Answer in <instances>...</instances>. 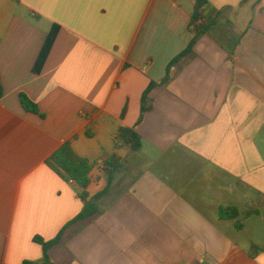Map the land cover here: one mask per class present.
Masks as SVG:
<instances>
[{
    "label": "crops",
    "instance_id": "obj_1",
    "mask_svg": "<svg viewBox=\"0 0 264 264\" xmlns=\"http://www.w3.org/2000/svg\"><path fill=\"white\" fill-rule=\"evenodd\" d=\"M196 1L0 0V264H264L252 250L264 241L219 218L264 211V0H206L215 25L172 64L195 37ZM121 128L141 151H117L99 213L46 263L34 239L54 240L84 208L48 159L71 142L95 164V196Z\"/></svg>",
    "mask_w": 264,
    "mask_h": 264
},
{
    "label": "trees",
    "instance_id": "obj_2",
    "mask_svg": "<svg viewBox=\"0 0 264 264\" xmlns=\"http://www.w3.org/2000/svg\"><path fill=\"white\" fill-rule=\"evenodd\" d=\"M206 5V0H197L194 6V11L191 19V26L195 32L194 39L190 42L189 46L173 61L172 64L179 62L184 57L188 56L195 44L198 37L209 34L215 25V21L210 19L208 22L204 21V6ZM59 31L58 26H53L46 43L40 53V56L35 65V71L40 72L46 63V60L50 54V51L54 45L57 34ZM3 94V88L0 81V98ZM147 97V93L144 97ZM20 103L23 109L31 114L39 115L44 117L38 108V106L32 102L29 97L25 94H20ZM143 108V113L145 112ZM264 132V128H263ZM87 136L91 137L92 133L87 132ZM120 149H127L131 153H139L142 149V140L140 135L137 133L135 128H121L119 130L118 136L116 137L114 145V153H112L104 163V172L107 176V187L99 194L92 196L89 192V186L91 184V172L95 168V164L89 162L87 159L79 157L72 148L71 142H67L60 147L47 161V165L54 171L60 178H62L67 183H72L76 193L79 195L80 199L84 203V208L81 213L64 229L59 233V235L52 241L46 242L43 239L36 237L34 242L41 245L44 251L45 262L49 263L48 251L55 245H58L64 239L68 229L76 224L85 222L99 213V207L97 201L102 196L106 195L111 187L114 174L119 171L123 166V160L118 155L117 151ZM262 215L264 218V211H258L256 209H250L245 212L246 216L250 215ZM241 212L236 207H221L219 210V218L223 221L235 220L236 228L242 230L244 224L240 221ZM252 250L254 252L264 251V248L258 246H253ZM31 264V263H24Z\"/></svg>",
    "mask_w": 264,
    "mask_h": 264
},
{
    "label": "rangeland",
    "instance_id": "obj_3",
    "mask_svg": "<svg viewBox=\"0 0 264 264\" xmlns=\"http://www.w3.org/2000/svg\"><path fill=\"white\" fill-rule=\"evenodd\" d=\"M239 219L244 224V227L247 225L249 232L246 235L248 237L254 236L257 237L258 240L264 241V221L255 216L251 219H247V216L243 214H241Z\"/></svg>",
    "mask_w": 264,
    "mask_h": 264
}]
</instances>
